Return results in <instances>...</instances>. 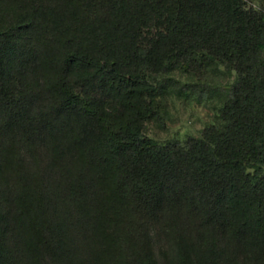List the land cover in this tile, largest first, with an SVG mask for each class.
<instances>
[{
	"label": "trees",
	"instance_id": "1",
	"mask_svg": "<svg viewBox=\"0 0 264 264\" xmlns=\"http://www.w3.org/2000/svg\"><path fill=\"white\" fill-rule=\"evenodd\" d=\"M219 68L198 137L145 134ZM0 264H264V3L0 0Z\"/></svg>",
	"mask_w": 264,
	"mask_h": 264
},
{
	"label": "rangeland",
	"instance_id": "2",
	"mask_svg": "<svg viewBox=\"0 0 264 264\" xmlns=\"http://www.w3.org/2000/svg\"><path fill=\"white\" fill-rule=\"evenodd\" d=\"M245 1L249 7L256 9H260L261 4L264 3V0ZM172 77L181 82L188 80L176 73ZM234 77V72L229 73L226 69L219 68L207 79V83L213 88L209 93L184 96L183 92L167 90L162 121H149L145 127V134L162 143L182 139L186 135L198 137L218 115L220 107L226 100L225 92Z\"/></svg>",
	"mask_w": 264,
	"mask_h": 264
}]
</instances>
